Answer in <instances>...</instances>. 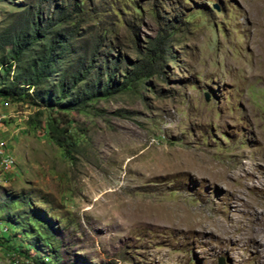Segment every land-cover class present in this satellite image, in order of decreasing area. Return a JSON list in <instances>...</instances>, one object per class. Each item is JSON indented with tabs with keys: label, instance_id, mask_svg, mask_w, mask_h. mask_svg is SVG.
Returning <instances> with one entry per match:
<instances>
[{
	"label": "rangeland",
	"instance_id": "obj_1",
	"mask_svg": "<svg viewBox=\"0 0 264 264\" xmlns=\"http://www.w3.org/2000/svg\"><path fill=\"white\" fill-rule=\"evenodd\" d=\"M63 1L0 0V60L17 18ZM83 1L72 58L144 77L67 112L70 158L47 110L0 99V264H264V0Z\"/></svg>",
	"mask_w": 264,
	"mask_h": 264
},
{
	"label": "trees",
	"instance_id": "obj_2",
	"mask_svg": "<svg viewBox=\"0 0 264 264\" xmlns=\"http://www.w3.org/2000/svg\"><path fill=\"white\" fill-rule=\"evenodd\" d=\"M80 1L81 4L74 0L63 1V7L51 11L54 13L53 17H46L43 24L39 20V4L33 11L17 18L9 26V32L3 40L11 46L5 50L0 60L1 66L3 65V73L0 74V99H26L30 106L43 108L50 114L54 111L55 116L48 114L44 123L45 130L52 142L69 158L74 141L69 133L73 119L67 112L80 110L93 100L110 97L135 85L144 77L140 63L133 65L129 69L131 71L123 70V74L119 73L118 77L121 76V79L115 80L114 72L116 74L118 71L111 68L115 65L112 56L103 59L101 71L91 64L94 56L92 52L72 58L69 38L62 23L74 22V25L75 19L93 12L84 7L83 0ZM71 13L73 19L70 18ZM163 44L164 40L159 35L149 42V48L143 56L148 60L153 59ZM11 67L14 68V74L8 78ZM92 70L96 73L91 74ZM8 219L13 220L10 217ZM1 238L8 241V236L2 235ZM44 239H47L46 236ZM29 245L33 247V244ZM26 248L29 249V246ZM47 258L43 257L45 260ZM43 259L33 257L30 262L44 264Z\"/></svg>",
	"mask_w": 264,
	"mask_h": 264
},
{
	"label": "bare ground",
	"instance_id": "obj_3",
	"mask_svg": "<svg viewBox=\"0 0 264 264\" xmlns=\"http://www.w3.org/2000/svg\"><path fill=\"white\" fill-rule=\"evenodd\" d=\"M1 164H2V168L4 170H7L9 168H11L14 165V161L11 158V156L7 157V158H2L1 159ZM10 170V169H9ZM8 171V170H7ZM16 264H19V261L17 259Z\"/></svg>",
	"mask_w": 264,
	"mask_h": 264
},
{
	"label": "water",
	"instance_id": "obj_4",
	"mask_svg": "<svg viewBox=\"0 0 264 264\" xmlns=\"http://www.w3.org/2000/svg\"><path fill=\"white\" fill-rule=\"evenodd\" d=\"M218 264H222V261H220Z\"/></svg>",
	"mask_w": 264,
	"mask_h": 264
}]
</instances>
